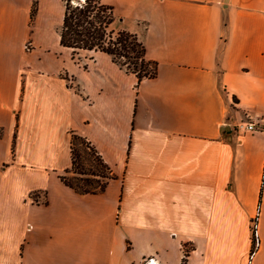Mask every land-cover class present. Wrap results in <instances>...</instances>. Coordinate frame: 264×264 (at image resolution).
I'll return each mask as SVG.
<instances>
[{"label": "crops", "instance_id": "crops-1", "mask_svg": "<svg viewBox=\"0 0 264 264\" xmlns=\"http://www.w3.org/2000/svg\"><path fill=\"white\" fill-rule=\"evenodd\" d=\"M101 2L156 76L62 46L63 0H0V264H264V0ZM72 133L102 192L60 180Z\"/></svg>", "mask_w": 264, "mask_h": 264}, {"label": "trees", "instance_id": "trees-1", "mask_svg": "<svg viewBox=\"0 0 264 264\" xmlns=\"http://www.w3.org/2000/svg\"><path fill=\"white\" fill-rule=\"evenodd\" d=\"M64 13L60 44L72 49L102 51L137 82L157 74V63L145 56V47L133 32L112 28L115 20L111 6L101 0H63ZM36 0H33L35 6ZM70 167L60 180L79 194L102 192L115 175L100 153L85 137L76 133L70 139Z\"/></svg>", "mask_w": 264, "mask_h": 264}, {"label": "built area", "instance_id": "built-area-1", "mask_svg": "<svg viewBox=\"0 0 264 264\" xmlns=\"http://www.w3.org/2000/svg\"><path fill=\"white\" fill-rule=\"evenodd\" d=\"M235 128L239 132H252L258 130L257 124L252 120H243L235 125ZM257 215H255L250 221L251 229V249L249 251L248 260L250 261L255 251L260 245V239L258 236L257 228ZM142 264H159L154 256H148L143 259Z\"/></svg>", "mask_w": 264, "mask_h": 264}, {"label": "rangeland", "instance_id": "rangeland-1", "mask_svg": "<svg viewBox=\"0 0 264 264\" xmlns=\"http://www.w3.org/2000/svg\"><path fill=\"white\" fill-rule=\"evenodd\" d=\"M73 1H76V0H73Z\"/></svg>", "mask_w": 264, "mask_h": 264}]
</instances>
